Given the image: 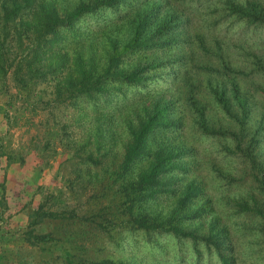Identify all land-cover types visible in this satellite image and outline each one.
<instances>
[{"label":"rangeland","instance_id":"rangeland-1","mask_svg":"<svg viewBox=\"0 0 264 264\" xmlns=\"http://www.w3.org/2000/svg\"><path fill=\"white\" fill-rule=\"evenodd\" d=\"M34 1L26 17L33 24L51 5L62 14L87 0ZM124 1L118 15L132 18L129 8L137 2L145 8V0ZM169 1L185 10L204 36L210 52L197 43V61L220 69L218 48L222 54L226 49L238 54L239 47L264 58V27L229 16L217 0H163ZM116 16L106 10L82 18L73 31L49 35L40 71L46 76L33 78L23 69L21 78L31 80L27 87L12 75L15 65L0 72V264H224L223 259L226 264H264V242L255 229L259 223L243 209L261 197L252 174L259 179L262 173H253L249 158L235 151L233 143L199 134L187 109L183 67L170 65L174 58L183 60V50L163 44L152 55L156 65L141 87L118 83L104 97L77 92L89 80L83 79L89 46L97 51L96 61L106 63L109 39L114 38L108 25ZM117 36L122 40L121 33ZM9 44L13 58L16 45ZM138 57L122 58L118 66L131 69ZM28 67L29 73L36 70L30 62ZM189 71L187 76L195 79V68ZM199 78L195 97L212 105L213 96L205 94L207 76ZM96 79L94 89L109 86ZM248 80L256 87L244 79L238 86L249 92L245 109L251 108V118L245 129L254 131L264 114V78L250 75ZM258 86L262 93L252 94ZM156 107L174 112L165 118V127L148 136L147 151L125 169L123 155L132 133ZM211 110L205 121L212 117L210 122L239 132L238 121L222 108ZM242 111L234 105V113ZM157 153L161 159L171 155L177 170L139 191L138 178ZM257 160L264 162V155ZM189 185L196 187L194 197L179 204ZM141 220L154 228L140 227Z\"/></svg>","mask_w":264,"mask_h":264},{"label":"trees","instance_id":"trees-1","mask_svg":"<svg viewBox=\"0 0 264 264\" xmlns=\"http://www.w3.org/2000/svg\"><path fill=\"white\" fill-rule=\"evenodd\" d=\"M145 1V8L139 2L129 8L130 15L133 14L132 18L118 15L124 0H87L76 7L63 9L62 14H59L51 5L47 10H41L36 23L33 24L28 23L26 17L33 8L34 0H3L0 5V72L6 74L7 70L15 65V72L12 75L23 85V88L31 82L30 78L28 80L21 78L23 69H27L28 75L33 78L34 75L39 78L46 76V71H40L44 57L43 48L48 44L47 37L56 35L57 32L73 31L74 25L79 23L82 18L94 17V15H99L106 10H111L115 16L117 15V21L108 25L112 28L111 33L116 39H109L110 52L104 57L106 63L103 64L96 61L98 54L94 46H89L91 56L88 60L89 64L86 66L88 75H83V79L89 78V80L85 81L79 88L83 92L77 90L78 93H85L90 98L91 93H96L97 97H104V95L107 96L106 92H112L118 83L122 84L123 87H141L142 82L146 81L150 75L152 67L156 65L157 60L152 55L162 50L163 44L168 45L169 48L175 47L179 51L183 50V60L174 58L170 60V65L174 69L183 67L187 109L200 126L198 128L199 134H207L233 143L235 151L242 153L246 159L249 158L253 173L256 170L262 173L259 179L258 174H252L254 181L258 183V195L261 197L253 198L255 204L252 208L245 206L243 209L254 214L253 216L259 223L255 229L264 242V162L257 160V156L264 155L262 154L264 152V135L260 136L261 132L264 131V114L262 115V112L259 115L260 121L257 128H252V130L255 129L254 131L245 129L246 125H250L251 118V108L245 109L247 106L246 96L249 92L242 93L238 86L240 81L243 82V79L246 80V83L251 82L248 80L250 75H259V77L264 78V58L256 55L251 48H249L250 51L239 47L240 52L238 54H230L228 49L224 51L225 54H222L218 48L221 68L212 69L210 64L197 61L194 57V49L197 43L204 53H209L210 50L206 48L203 34L194 29L192 19L186 15L185 10L183 12L178 11L173 6L172 1L163 2V0H159V4H154V0ZM216 2L219 7H224L229 16L249 19L250 23L256 24L258 28L264 27V0H217ZM120 33L123 35L122 40L117 36ZM177 33L180 34L179 37ZM158 41H161L162 44L158 45ZM11 42L16 45V53L13 58H10L11 56L8 55L7 51L12 49L11 44H9ZM132 55L139 56L137 65L134 64L133 68L130 65L131 69H127L125 65L118 66L119 60L122 58L128 60ZM29 62L36 69L34 72L29 73ZM99 68L101 70L96 71ZM190 68L196 70V73L193 74L195 79L186 74L187 71L191 74ZM199 75L207 76L209 92L207 91L205 94L209 97L213 96L215 101L212 105L208 103L205 105L204 102L195 97L200 94L198 90V86L201 84ZM98 76L102 80L105 79L109 86L94 89L93 80H97ZM251 84L256 87L254 82ZM261 89L260 86L254 88L252 94H261ZM235 104H239L243 110L239 116L233 112ZM212 106L214 110L222 108L229 119L238 121L239 132H235L233 126L231 129H224L216 120L210 122L213 120L212 117L205 121V113L207 111L213 113ZM173 112V110L168 112V107H156L152 113L145 117L139 128L132 133V143L124 152L123 164L125 169L147 151L148 136L158 126L165 127V118H169ZM245 120L248 124L245 123ZM252 133H258V135L252 136ZM153 159L147 171L138 178L137 188L139 191L156 186L162 176L177 170L176 166L172 164L173 157L171 155L161 159V155L157 153ZM195 189L196 187L189 185L179 204L192 200ZM4 195L3 190V198ZM138 224L146 229L154 228V223L147 224L144 220L138 221ZM223 261L226 264L227 261L225 259Z\"/></svg>","mask_w":264,"mask_h":264}]
</instances>
